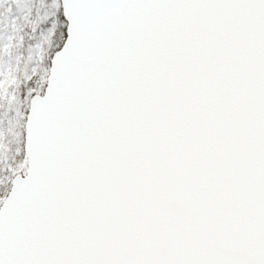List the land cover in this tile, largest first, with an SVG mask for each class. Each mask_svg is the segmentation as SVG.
Masks as SVG:
<instances>
[{
  "label": "snow or ice",
  "instance_id": "obj_1",
  "mask_svg": "<svg viewBox=\"0 0 264 264\" xmlns=\"http://www.w3.org/2000/svg\"><path fill=\"white\" fill-rule=\"evenodd\" d=\"M0 264H264V0H0Z\"/></svg>",
  "mask_w": 264,
  "mask_h": 264
}]
</instances>
